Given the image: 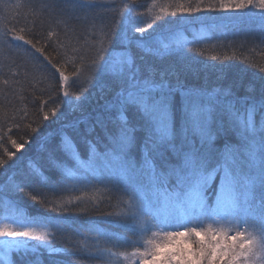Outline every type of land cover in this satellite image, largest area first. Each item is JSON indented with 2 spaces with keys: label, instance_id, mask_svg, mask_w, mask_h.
<instances>
[{
  "label": "snow or ice",
  "instance_id": "obj_1",
  "mask_svg": "<svg viewBox=\"0 0 264 264\" xmlns=\"http://www.w3.org/2000/svg\"><path fill=\"white\" fill-rule=\"evenodd\" d=\"M12 7L17 10L13 19L19 23V9L24 5ZM98 7L108 6L67 0L59 8L45 0L40 13L51 19L62 17L67 26L79 19L70 13L87 14ZM136 7L129 0L120 10L116 20L119 30L103 26L98 48L93 35L91 47L96 56L90 64L84 63L85 55H79L77 59L82 63L74 65L72 82L79 79L84 68L92 70L88 88L99 85L103 104L85 115L83 104L88 89L73 98V93L66 90L69 77L60 71L59 91L64 93L63 98L56 97L60 103L44 112L47 102H42L39 111L43 119L37 127H32V122L26 125L25 135H34L20 143L11 140L27 166L19 174L13 171L6 183L0 184V264H43L44 252L51 264H56L52 257L58 255L99 264H156L157 260L163 264H264V75L258 83L245 85L242 96L231 86H188L176 65H163V61L176 56L182 62L187 55L184 45H198L201 40L175 39L177 32L184 31L181 24L146 40V33L155 25L134 27L139 22L133 12ZM245 12L251 13L249 20L258 24L264 43V0H196L195 4L176 0L161 7L155 20L171 16L189 23H205L199 18L206 14ZM4 19L7 23L0 20V44L23 41V45L42 52L32 39L21 34L24 27L18 30L11 19ZM35 27L33 21L28 32L36 35ZM218 28L213 26V36L226 35ZM220 59L211 57L212 61ZM224 67L219 66L217 80L225 78ZM260 72L264 73V68ZM77 112L79 116L69 119ZM49 117L60 121V126L44 132ZM23 119L27 114L22 118L4 117L16 128ZM0 133L7 135L2 126ZM42 133V139H38ZM29 140L39 147L33 149ZM81 146L86 150L85 159H81ZM7 156L8 160L0 159V172H7L15 163L12 152ZM101 185L109 197H118L116 211L105 214L112 218L109 223L123 225L135 239L121 241L91 219L82 232L74 227V217L99 207L95 197L82 193L64 203H45L41 191L55 194ZM21 192L55 215L40 220L26 214L24 205L15 199ZM81 202L86 206L78 207ZM169 228H183L189 240L200 233L196 247L189 250L190 256L172 251L155 254L156 245L168 235ZM65 233L83 239L71 248L57 247V237ZM206 234L216 237L211 245ZM101 242L112 247H101ZM112 248L131 250L114 252Z\"/></svg>",
  "mask_w": 264,
  "mask_h": 264
},
{
  "label": "trees",
  "instance_id": "obj_2",
  "mask_svg": "<svg viewBox=\"0 0 264 264\" xmlns=\"http://www.w3.org/2000/svg\"><path fill=\"white\" fill-rule=\"evenodd\" d=\"M45 0H3L0 3V20L7 23V19H11L13 24H16L17 29L24 27L26 38L32 39L37 48L42 52H36L31 45H23V41L9 44L4 41L0 44V126L3 127L7 135L0 133V159L8 160L7 152H12L11 158L15 163L7 172H0V184L6 183L7 177L13 171L17 174L22 172L27 164L25 157H19L17 149L12 145L11 140H16L20 143L22 139H29L33 133H25L28 131L26 125L32 122V127H37L43 119V113L39 111L42 102H47V107L44 112L49 111L54 105L59 104L60 100L57 96L63 98L64 93L59 91V73L64 71L69 77V85L66 90L75 94L87 88V98L84 101V114L97 110L103 104L99 85L93 88H88L87 81L92 78V70L84 68L79 76V79L73 83L72 72L75 70L74 65H80L82 62L77 59L79 55H85L84 63L90 64L92 59H95L96 50L91 47L92 38L95 34L97 39L96 48L99 47V39L102 37L103 26L116 27V20L120 14V10L124 9L129 3V0H87L90 3L107 5V9L98 7L84 12L70 13L79 19H73L66 26L62 17L51 19L46 15H41L40 7ZM54 2L59 8H63L67 4V0H47ZM137 7L133 9L134 15L138 18V23L135 26L143 27L146 23H152L155 26L149 30L145 39L150 40L162 33H166L170 26L177 24L183 25L184 31L177 32L175 39L192 40L194 37L201 40V44L187 45L185 51L187 55L182 62L177 60L176 56H169L163 61V65L174 64L181 73V79L185 84L191 87L200 88L207 87L209 89L217 86H231L237 95L244 94V87L250 82H259V77L264 75L260 72V68H264V43L261 42V32L258 24H254L249 20L251 13L243 14H206L200 17L205 23H189L183 20H177L171 16H161L160 21H156L155 17L160 15V8L175 3L176 0H132ZM208 0H203L207 3ZM20 3L24 7L19 9L21 14L20 22L17 23L13 19L17 10L12 7ZM195 4L196 0H191ZM8 5L5 7L4 5ZM255 11V10H253ZM179 16V14H178ZM35 21L36 27L33 30L36 35L28 32L32 22ZM11 27V24L7 25ZM213 26H219L218 32H225L223 36H213ZM53 32L49 36V32ZM139 36V33H135ZM213 36V38H209ZM9 39H11L9 37ZM23 45V47H20ZM84 48V52L80 49ZM189 49H191L189 51ZM198 49V50H197ZM212 56L221 57L220 60L212 61ZM227 57V60L224 58ZM55 65V67H53ZM162 65V66H163ZM216 65V67H213ZM224 65L225 78L217 80V72L219 66ZM185 66L187 70H185ZM7 81V83H5ZM51 100V102H49ZM177 112H179L180 102L179 97L176 101ZM65 113L69 111L67 106L64 108ZM27 114V119L20 122V128L14 127V122L4 120L5 115L11 117H24ZM77 112L69 119L79 116ZM47 128L44 132L51 131L60 126V121L55 117H49V121H45ZM43 127V125H41ZM10 129V131H9ZM43 134L38 139H42ZM225 139H231L226 137ZM32 143L33 149L39 145L29 140ZM23 151V149H20ZM81 159L86 158V150L83 146L79 149ZM28 153H25L27 156ZM27 191V189H26ZM43 198L45 203H64L73 196H80L82 193L86 197H95L99 202V207L91 209L87 213H80L75 219L74 227H79L83 231V226L91 220H95L102 230H108L115 233L118 238L123 241L126 238L135 239L132 233L129 232L123 225L117 223H109L112 218L105 215L109 212H115V204L117 195L112 194L111 197L104 191L103 186H97L95 189H79L77 191H61L55 194L48 193L45 190ZM40 194V193H34ZM22 205L23 210L28 215L37 217L43 220L44 217L55 215L49 213L44 204L32 202L30 196L25 193H17L15 196ZM86 204L81 202L78 207H85ZM82 236H74L71 233H65L64 236L57 237V247H73V245L82 240ZM35 243V242H32ZM101 247L111 248V244L101 242ZM130 251L125 248H112V251ZM56 264H99L98 261H88L85 259H75L64 255L52 257ZM43 264H51L49 256L46 252L43 255Z\"/></svg>",
  "mask_w": 264,
  "mask_h": 264
},
{
  "label": "clouds",
  "instance_id": "obj_3",
  "mask_svg": "<svg viewBox=\"0 0 264 264\" xmlns=\"http://www.w3.org/2000/svg\"><path fill=\"white\" fill-rule=\"evenodd\" d=\"M188 227L191 228L192 226ZM200 227L204 228L206 225H202ZM166 231L168 232V235L160 239L159 244L156 245L155 254L163 255L166 251H172L190 256L191 252L189 250L191 248H195L198 240L201 238L200 233L198 232L196 233L195 238L189 240L183 228ZM206 239L207 243L211 245L216 237L206 234ZM156 264H163V262L157 260Z\"/></svg>",
  "mask_w": 264,
  "mask_h": 264
},
{
  "label": "rangeland",
  "instance_id": "obj_4",
  "mask_svg": "<svg viewBox=\"0 0 264 264\" xmlns=\"http://www.w3.org/2000/svg\"><path fill=\"white\" fill-rule=\"evenodd\" d=\"M189 226H191V225H189ZM167 230H173V228H169V229H167ZM122 264H123V262H122Z\"/></svg>",
  "mask_w": 264,
  "mask_h": 264
}]
</instances>
